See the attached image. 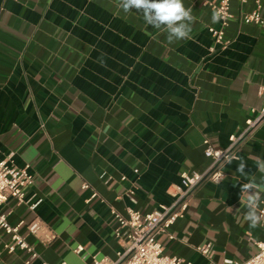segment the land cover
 <instances>
[{
	"label": "crops",
	"instance_id": "crops-1",
	"mask_svg": "<svg viewBox=\"0 0 264 264\" xmlns=\"http://www.w3.org/2000/svg\"><path fill=\"white\" fill-rule=\"evenodd\" d=\"M218 1L183 0L194 17L190 36L169 42L119 0H0V163L29 166L27 201L40 203L32 211L10 199L0 208L10 224L40 219L54 236L45 244L21 230L39 255L30 264L116 261L123 243L112 211L169 206L183 173L210 166L205 141L226 149L256 118L264 27L243 20L253 0H231L226 48L216 44L209 29L223 28L207 3ZM260 13L264 19V4ZM257 157L264 162V123L239 146L221 183L194 191L170 230L175 240L160 237L168 256L212 264L198 252L211 244L219 264L257 252L264 225L249 227L240 192L262 183ZM240 158L246 177L236 171ZM9 240L0 237V264H27V253L4 250Z\"/></svg>",
	"mask_w": 264,
	"mask_h": 264
},
{
	"label": "built area",
	"instance_id": "built-area-1",
	"mask_svg": "<svg viewBox=\"0 0 264 264\" xmlns=\"http://www.w3.org/2000/svg\"><path fill=\"white\" fill-rule=\"evenodd\" d=\"M19 1V0H13ZM241 5L248 3L249 0H237ZM254 11L244 17L246 24L255 23L264 27V19L261 16V9L264 0H253ZM231 0H219L216 3L208 2L207 5L217 14L222 24L221 30L210 28L215 43L226 48L224 39V28L233 18L231 14ZM211 51H214L212 49ZM264 123V103L262 109L254 119L247 121V128L241 135H232L229 139L230 145L226 149L215 148L209 140L205 141V157L211 161L210 166L202 173H183L180 185L174 186L170 193L173 201L169 206H162L152 213L143 214L140 211L128 209L127 216L113 210L112 214L116 221L115 236L118 241L123 243V250L118 253L116 261L108 259H94L93 264H193L178 257H171L165 253L164 246L160 241L163 235L170 240H175V236L170 230L177 221L182 219L189 209L194 191L204 183L219 184L225 178L224 168L228 164L226 157L238 158V148L245 139L252 136ZM220 177L219 179H217ZM125 178H123L124 180ZM34 183V176L30 173V167L23 168L9 165L6 162L0 163V207L10 199L14 200L18 206L27 205L34 211L39 202L29 203L27 201L28 189ZM85 188H88L85 186ZM134 192H130L133 199ZM96 197V195H93ZM134 200V199H133ZM258 213H264V207L258 209ZM264 225V214L261 215ZM26 229L29 235L34 236L47 244L54 236L45 232V225L40 219H35L30 223L21 221L17 225L9 223L7 215L3 214L0 208V237L6 235L10 238L4 245V250L10 254L18 251L29 255L27 264L39 258L38 253L31 246L26 236L22 235L21 230ZM257 252L246 261H225L219 264H264V242L256 243ZM83 248L76 249L77 254L83 252ZM198 252L206 259L213 262L214 247L207 244L198 249ZM47 264V263H42Z\"/></svg>",
	"mask_w": 264,
	"mask_h": 264
},
{
	"label": "clouds",
	"instance_id": "clouds-1",
	"mask_svg": "<svg viewBox=\"0 0 264 264\" xmlns=\"http://www.w3.org/2000/svg\"><path fill=\"white\" fill-rule=\"evenodd\" d=\"M118 7L124 13H129L135 8L143 16L145 23L157 30H163L167 33L169 42L175 40H184L189 38L191 32V23L193 22L192 9L186 8L183 0H119ZM219 18V14L213 15V21ZM233 157H226V162L231 163ZM259 172L264 174V162L259 157L254 161ZM246 161L239 159L236 171L241 176H247L244 172ZM218 177L217 179H219ZM262 183L255 184L252 182L241 185L240 192L242 201L249 211L245 214V220L248 221L249 227L255 229L261 215L257 209L261 200L260 192L264 191V176L261 177ZM251 189H256L250 192Z\"/></svg>",
	"mask_w": 264,
	"mask_h": 264
}]
</instances>
